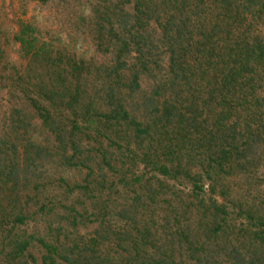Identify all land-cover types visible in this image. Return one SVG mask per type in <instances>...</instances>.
<instances>
[{
	"label": "trees",
	"instance_id": "obj_1",
	"mask_svg": "<svg viewBox=\"0 0 264 264\" xmlns=\"http://www.w3.org/2000/svg\"><path fill=\"white\" fill-rule=\"evenodd\" d=\"M62 1L90 52L68 47L83 34L42 38L21 20L11 32L27 78L10 79L25 105L10 104L0 128V264H208L230 213L241 235L223 236L226 261L264 264V217L214 194L221 171L248 163L264 140V0ZM30 113L51 139L36 136ZM82 169L70 193L114 174L125 191L111 198L93 185L91 209L52 201L50 179ZM163 179L188 183L195 220L177 202L160 206Z\"/></svg>",
	"mask_w": 264,
	"mask_h": 264
},
{
	"label": "rangeland",
	"instance_id": "obj_2",
	"mask_svg": "<svg viewBox=\"0 0 264 264\" xmlns=\"http://www.w3.org/2000/svg\"><path fill=\"white\" fill-rule=\"evenodd\" d=\"M72 18L73 15L71 14L70 8L65 7V3H63L62 0H48L45 3H40L36 0H0V128H3V123L5 122L4 110L7 109L10 104L15 105L17 103L25 105L19 88L17 87L16 90L9 89L11 78L15 79L17 76H23V79L27 78L25 77L27 71L25 69L26 60L18 56V44L14 42L11 37V32L15 29V23L19 20L31 22L42 38H48V36L57 35V33L65 37V33H67L70 40L74 42L76 39L79 40V36L83 33H80L81 28L79 22H76L75 18L74 20L76 23H73L72 26ZM86 37L88 38L86 39L87 41L79 40V42H77L80 43L79 47L72 43V45L69 43L68 47L77 53L79 50L85 51L86 49L90 52L91 48L93 49L92 39L89 36ZM75 48H78V51L75 50ZM260 74L261 78L259 81H256V87L259 93L264 94V70L260 71ZM142 88H146L145 84ZM28 119H30L31 124L34 125L37 130L36 136H39V138L43 140L51 139L49 136L50 134L44 127L41 128L38 125L40 120L35 113H30ZM12 137L14 138V135ZM99 141L104 146L107 144L103 138L99 139ZM102 145L98 146L104 149ZM259 146L260 148L254 154H250L252 159H250L248 163H242L229 170L224 168V170L221 171V179L215 182L218 184V187L215 186L214 194H216L215 196L218 197V200H225V203L232 201L235 205H241L245 209L254 210L255 213H253V215H261L264 217V140L259 143ZM106 150L111 153L114 152V149L111 147H106ZM113 154L116 155V153ZM140 166L139 164V167ZM93 169L96 170L94 167ZM83 172L84 169H82V173L76 171L70 173L65 183L60 180L58 182V180H55L56 178L53 180L50 179L49 183H52L51 200L63 198L65 204L72 200L75 201L76 205H82L87 209H91L95 206V204L92 203V198L98 194L96 191H91L93 185L102 188L101 194L103 196L109 193L108 196L111 198H115L117 194H120L124 190L119 177H114V174V178L112 177L105 184L98 185L90 182L87 185V192L83 191L84 194L80 195V193L76 191L70 193L68 189L70 186L66 185V183L69 182L71 184V182H79L83 184L81 181L84 174ZM56 176L57 175H53L52 177ZM111 182H113L114 185L110 190H107L106 187ZM157 182L160 185L158 189L159 196L157 197V200L161 201L160 206L164 204L162 200L167 199L168 201H172V203L177 202L179 210H182L184 206L188 208L190 211V219L195 220L198 217L195 201L192 204H186L187 200L194 194L190 192L187 182H185V184L175 183L170 179H163ZM219 184H221L222 190L221 197L218 195V193L220 194ZM207 185L208 179H204V190L207 189ZM173 193H177L175 194V199H173ZM129 194H131V192H129ZM202 205L204 204L202 203ZM77 208L79 209L80 207ZM198 208L200 210L204 209L203 206L199 205ZM137 218L140 219L138 216ZM241 220V217H236L233 213H230L228 217L221 222V245L210 247L208 252V264H220V259L221 264H232L230 259L226 261L223 255V247H229L228 244H223V240L225 239L223 236L227 235L228 239L231 241H234V238H239L241 231L237 229V224ZM32 224H35V229L38 230L40 235L45 234V229L42 227L43 223L41 221H33ZM91 226L92 223L90 221L79 224L80 231L90 230ZM242 227L245 228V226ZM45 237L47 238V236ZM220 249L221 256L217 254L220 253ZM30 251L37 258H39L42 253L37 245L32 246ZM180 251L182 252V254L179 255L180 258L187 261L184 249ZM212 253H216V256L213 257Z\"/></svg>",
	"mask_w": 264,
	"mask_h": 264
}]
</instances>
